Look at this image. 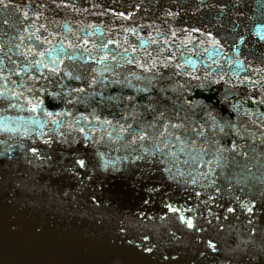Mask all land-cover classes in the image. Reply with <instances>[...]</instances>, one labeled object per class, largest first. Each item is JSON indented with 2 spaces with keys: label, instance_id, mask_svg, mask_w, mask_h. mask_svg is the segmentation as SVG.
Listing matches in <instances>:
<instances>
[{
  "label": "water",
  "instance_id": "water-1",
  "mask_svg": "<svg viewBox=\"0 0 264 264\" xmlns=\"http://www.w3.org/2000/svg\"><path fill=\"white\" fill-rule=\"evenodd\" d=\"M0 264H264V0H0Z\"/></svg>",
  "mask_w": 264,
  "mask_h": 264
}]
</instances>
